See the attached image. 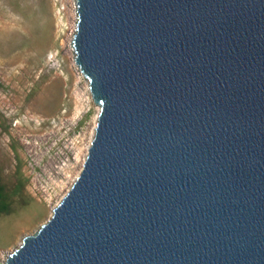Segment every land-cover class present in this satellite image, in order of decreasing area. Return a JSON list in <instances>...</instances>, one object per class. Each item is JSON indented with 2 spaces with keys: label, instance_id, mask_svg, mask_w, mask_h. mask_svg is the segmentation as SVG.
I'll use <instances>...</instances> for the list:
<instances>
[{
  "label": "water",
  "instance_id": "95a60500",
  "mask_svg": "<svg viewBox=\"0 0 264 264\" xmlns=\"http://www.w3.org/2000/svg\"><path fill=\"white\" fill-rule=\"evenodd\" d=\"M76 11L94 132L3 264H264V0Z\"/></svg>",
  "mask_w": 264,
  "mask_h": 264
},
{
  "label": "rangeland",
  "instance_id": "374dc122",
  "mask_svg": "<svg viewBox=\"0 0 264 264\" xmlns=\"http://www.w3.org/2000/svg\"><path fill=\"white\" fill-rule=\"evenodd\" d=\"M76 0H0V179L23 187L0 213V264L80 172L98 105L77 67Z\"/></svg>",
  "mask_w": 264,
  "mask_h": 264
},
{
  "label": "trees",
  "instance_id": "16d2710c",
  "mask_svg": "<svg viewBox=\"0 0 264 264\" xmlns=\"http://www.w3.org/2000/svg\"><path fill=\"white\" fill-rule=\"evenodd\" d=\"M22 187L23 183L19 180L9 185L0 179V213H9L13 210V197L21 191Z\"/></svg>",
  "mask_w": 264,
  "mask_h": 264
},
{
  "label": "bare ground",
  "instance_id": "6f19581e",
  "mask_svg": "<svg viewBox=\"0 0 264 264\" xmlns=\"http://www.w3.org/2000/svg\"><path fill=\"white\" fill-rule=\"evenodd\" d=\"M98 110H99V108H98ZM98 113V112H97ZM96 118H97V114H96ZM95 121H96V119H95Z\"/></svg>",
  "mask_w": 264,
  "mask_h": 264
}]
</instances>
